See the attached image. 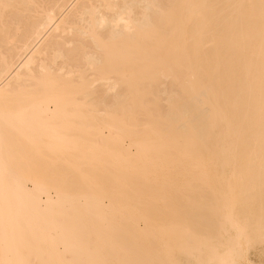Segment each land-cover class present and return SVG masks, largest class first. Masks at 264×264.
Wrapping results in <instances>:
<instances>
[{
	"label": "bare ground",
	"instance_id": "bare-ground-1",
	"mask_svg": "<svg viewBox=\"0 0 264 264\" xmlns=\"http://www.w3.org/2000/svg\"><path fill=\"white\" fill-rule=\"evenodd\" d=\"M0 264H264V0H0Z\"/></svg>",
	"mask_w": 264,
	"mask_h": 264
},
{
	"label": "rangeland",
	"instance_id": "rangeland-1",
	"mask_svg": "<svg viewBox=\"0 0 264 264\" xmlns=\"http://www.w3.org/2000/svg\"><path fill=\"white\" fill-rule=\"evenodd\" d=\"M253 258H254L255 260H257L255 256H253Z\"/></svg>",
	"mask_w": 264,
	"mask_h": 264
}]
</instances>
